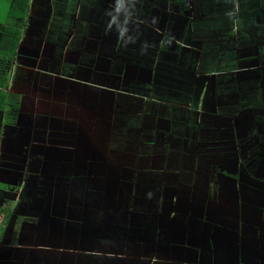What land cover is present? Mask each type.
I'll list each match as a JSON object with an SVG mask.
<instances>
[{"label":"crops","instance_id":"0c3cea01","mask_svg":"<svg viewBox=\"0 0 264 264\" xmlns=\"http://www.w3.org/2000/svg\"><path fill=\"white\" fill-rule=\"evenodd\" d=\"M80 4L65 5L46 59L28 25L23 88L10 69L0 264L216 263L207 247L264 231V0H89L98 21L77 36Z\"/></svg>","mask_w":264,"mask_h":264},{"label":"rangeland","instance_id":"374dc122","mask_svg":"<svg viewBox=\"0 0 264 264\" xmlns=\"http://www.w3.org/2000/svg\"><path fill=\"white\" fill-rule=\"evenodd\" d=\"M68 1L69 0H39L38 7L34 8L33 5H30L29 12H28L30 21L27 16L25 22L23 23V27L25 30L26 23L29 21V25L31 28H33L36 36H39V44H42L44 47V52L39 54L42 59H46V57L48 56L47 54H49L50 49L52 48L53 43L55 42L54 39H55V36L57 35V27L59 26L60 20L65 11V5H67ZM34 2L35 1L33 0V3ZM129 2H131L130 5L137 7V0H129ZM9 8H10V0H0V29L3 26L7 25L8 23H12V22H9L8 20ZM80 9H81L80 17L78 18L77 25H76L77 36H82L85 33V30H86L85 19H86L87 14L93 17H97L96 19H94V22L98 21V16H99L98 7L96 5L89 7V0H81ZM120 21H123V18H121ZM35 23H37V26L34 25ZM123 25H125V30H128V31L132 30L131 34L133 38L137 36L140 38L137 43V46L139 47L140 50L144 48L145 49L152 48L151 40L147 38V36H150V35L146 32V30H144L146 29V27H144L143 25H139V24L136 25L133 23L132 20L130 22H123ZM119 35L121 37L126 36V34L122 33L121 30L119 32ZM35 38L36 37H34L33 39ZM33 39H30V41H32ZM78 43L79 41L77 40L74 44L77 45ZM74 44L72 43L71 47L72 49L77 51ZM19 46H20V49L27 46L24 41V32H23V36L21 38ZM4 60L7 61V66H8L7 68L12 67V70L14 72L13 77L11 78H13V80L15 81H18L17 83L14 84V87L23 88L22 86H20L22 84V81H20L19 79L21 78H17L19 77L18 71L21 70L22 64L25 63L22 61L23 58L21 56L15 57L14 60L17 62V65L15 64L12 65V63L14 62L12 58H10L6 54H0V64L1 65L3 64ZM51 61H52V58L48 57V62L46 64H44L45 62L43 60L40 61V64L41 65L44 64L43 66L49 67V64H51L50 63ZM55 64H56L55 62L54 64H52V68H54ZM48 70L49 69L47 68V71ZM53 71L57 73L55 69H53ZM60 74H63L62 71H60ZM10 76H12V72ZM35 79L36 78L34 77L33 80ZM45 79L46 81L51 82L53 80V77L47 76ZM32 82L33 81L29 79V82L27 81V84H32ZM10 87L11 86L8 85L7 89H9ZM24 90L27 92V95L22 96L20 98L22 111H26V109L30 108V101L28 99L29 90L27 89H24ZM56 90H63V88L56 87ZM22 91L23 90H21V92ZM169 91L172 92L171 89ZM46 93H48V90H43V92L40 94L44 95ZM35 95L36 93H34V96ZM60 96H61V93H56L54 95V97H58V98ZM31 109L33 111V107ZM37 119L39 120V115L37 116ZM20 136H21V132L15 131L12 137H18V138H15L13 142L23 141L22 139L23 136L22 138H20ZM8 137H11V132L5 130L4 133L2 132L0 133V139L3 138L2 140H8ZM38 137L39 136H37L35 140H37ZM51 137L52 138L46 137L45 142H42V144L44 145L43 147L45 149L43 153H47V152L50 153L51 151L49 150V148L45 147V144H50L53 141L55 142L58 141V139H53L55 138L54 135ZM6 142H9V141H4V143ZM127 156L128 158H130L128 153H127ZM78 157H82V156H78ZM90 169H92V167H90ZM255 228H256L255 225L251 224V227L249 228V232H246V234L249 236V239L247 240L241 239L242 244H238L233 250L229 251L226 249H222L220 246L207 247L208 249L214 248L217 251L218 259H217V262L214 264H264V231H256ZM187 231L189 235L192 234L193 232L192 228L190 227L187 229ZM188 249L190 251H195L198 248L196 247V245L192 244V245H189Z\"/></svg>","mask_w":264,"mask_h":264},{"label":"trees","instance_id":"16d2710c","mask_svg":"<svg viewBox=\"0 0 264 264\" xmlns=\"http://www.w3.org/2000/svg\"><path fill=\"white\" fill-rule=\"evenodd\" d=\"M31 3V0H10L8 20L12 23H8L0 29V54L8 55L13 61L18 55L23 32L25 36L29 25L28 21L24 30L23 23L28 16ZM7 67V61L4 60L3 64H0V130L3 125L9 124L11 121L8 111L12 105V98L15 96L7 91L8 77L11 74V68Z\"/></svg>","mask_w":264,"mask_h":264}]
</instances>
